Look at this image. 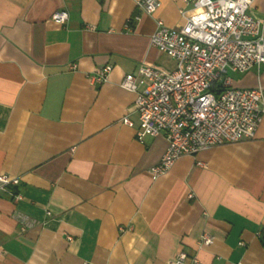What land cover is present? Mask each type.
Instances as JSON below:
<instances>
[{"label": "crops", "instance_id": "1", "mask_svg": "<svg viewBox=\"0 0 264 264\" xmlns=\"http://www.w3.org/2000/svg\"><path fill=\"white\" fill-rule=\"evenodd\" d=\"M158 1L127 30L136 0H0V174L20 180L0 188V264H171L182 252L264 264V115L254 138L182 156L156 180L167 138L141 142L121 121L136 98L125 76L176 66L151 36L190 6ZM251 13L264 24V0ZM233 77L264 88V66Z\"/></svg>", "mask_w": 264, "mask_h": 264}, {"label": "built area", "instance_id": "2", "mask_svg": "<svg viewBox=\"0 0 264 264\" xmlns=\"http://www.w3.org/2000/svg\"><path fill=\"white\" fill-rule=\"evenodd\" d=\"M255 1L185 0L190 8L181 9L183 24L169 27L156 19L151 44L173 58L175 68L167 72L142 64L137 75L129 73L121 82L136 93L121 121L136 129L141 142L146 136L159 135L168 140L167 150L150 169L154 180L168 173L182 156L255 137L264 115V88L237 87L233 77L264 66V24L251 13ZM136 8L138 13L125 23L127 30L141 20V14L155 15L159 1L136 0ZM52 18L64 24L69 14L61 9ZM111 70L110 65L100 68L92 80L104 83ZM19 183V178L0 174L2 189ZM214 241L213 235L203 233L200 244ZM186 258L182 252L171 264L198 262L195 258L186 263Z\"/></svg>", "mask_w": 264, "mask_h": 264}, {"label": "rangeland", "instance_id": "3", "mask_svg": "<svg viewBox=\"0 0 264 264\" xmlns=\"http://www.w3.org/2000/svg\"><path fill=\"white\" fill-rule=\"evenodd\" d=\"M170 60L172 61V63H173V60L170 58Z\"/></svg>", "mask_w": 264, "mask_h": 264}]
</instances>
